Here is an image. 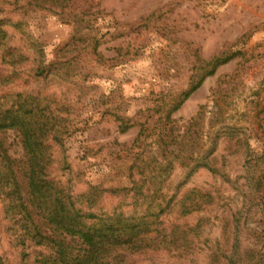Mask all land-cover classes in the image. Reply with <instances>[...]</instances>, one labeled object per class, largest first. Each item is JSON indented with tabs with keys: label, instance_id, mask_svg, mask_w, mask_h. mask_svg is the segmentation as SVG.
<instances>
[{
	"label": "rangeland",
	"instance_id": "374dc122",
	"mask_svg": "<svg viewBox=\"0 0 264 264\" xmlns=\"http://www.w3.org/2000/svg\"><path fill=\"white\" fill-rule=\"evenodd\" d=\"M31 2L0 0V110L32 92L66 117L68 168L52 173L56 183L76 195L97 188L106 210L127 205L136 185L142 199L200 204L159 219L184 241L151 243L132 264H264V0ZM230 54L172 110L210 60ZM0 139L20 168V132ZM117 189L127 196L113 197ZM4 203L0 260L18 264Z\"/></svg>",
	"mask_w": 264,
	"mask_h": 264
},
{
	"label": "trees",
	"instance_id": "16d2710c",
	"mask_svg": "<svg viewBox=\"0 0 264 264\" xmlns=\"http://www.w3.org/2000/svg\"><path fill=\"white\" fill-rule=\"evenodd\" d=\"M37 2L42 8L47 4L46 0H32L31 3ZM20 26L21 23L18 30L22 34L24 31ZM17 56L12 62L14 68L23 58L19 53ZM234 56L230 54L210 60L208 70L182 94L172 110H177L206 76L213 75L218 66ZM40 68L37 67L36 71ZM16 98L0 110V132L6 129L20 132L23 160L17 168L0 139V201H6L3 212L9 220L8 230L13 231L12 247H20L18 264H132L130 257L142 254L151 243L177 246L185 240L184 232L183 235L176 232L179 226L171 224L167 230L159 219L174 209L181 216L196 210L200 204L189 196L178 204H171L174 198L142 199L141 187L136 185L126 191L128 196L122 193L124 190L111 191V194L121 193L113 197L121 200L125 195L130 201L127 205L106 210L97 188L92 187L88 194L76 195L69 182L59 186L52 173L68 168L62 144V137L68 133L66 117L58 119L48 112L49 104L42 103L43 99L32 92L18 93ZM55 145L59 148V155L54 154L52 148ZM176 160L181 162L179 158ZM201 165L209 168L207 162ZM17 171L24 182L18 179ZM34 214L41 217L50 235L44 234L35 224ZM165 231H170V237H165ZM150 233L163 236L152 238ZM67 237L78 239L83 248L75 253L66 242ZM0 264H4L2 260Z\"/></svg>",
	"mask_w": 264,
	"mask_h": 264
}]
</instances>
